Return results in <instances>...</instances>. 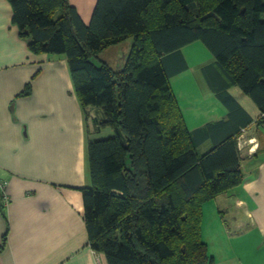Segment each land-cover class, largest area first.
Wrapping results in <instances>:
<instances>
[{
	"label": "trees",
	"instance_id": "1",
	"mask_svg": "<svg viewBox=\"0 0 264 264\" xmlns=\"http://www.w3.org/2000/svg\"><path fill=\"white\" fill-rule=\"evenodd\" d=\"M6 1L31 53L67 60L86 125L113 132L87 140L88 247L107 264H214L203 208L242 184L239 131L252 123L231 88L264 124V0H98L88 25L69 0ZM128 39L123 67L99 60ZM196 43L228 119L190 130L171 81L192 71L183 50ZM30 95L29 83L19 96Z\"/></svg>",
	"mask_w": 264,
	"mask_h": 264
},
{
	"label": "crops",
	"instance_id": "2",
	"mask_svg": "<svg viewBox=\"0 0 264 264\" xmlns=\"http://www.w3.org/2000/svg\"><path fill=\"white\" fill-rule=\"evenodd\" d=\"M97 1L69 0L87 25ZM12 15L9 3L0 0V184L6 183L7 200L0 207V264H107L88 247L79 189L90 185L89 136L67 60L31 53ZM126 44L124 50L107 49L99 60L120 69L131 49ZM188 48L201 55L199 67L189 62ZM205 50L199 43L185 48L195 68L172 79L185 76L177 86L189 91L188 100L177 98L190 130L228 119L202 70L214 63ZM29 83L31 95L20 97ZM229 93L252 119L238 138L244 179L204 205L201 238L208 251L211 242L220 244L211 255L214 264H264V124L250 98L235 87Z\"/></svg>",
	"mask_w": 264,
	"mask_h": 264
},
{
	"label": "rangeland",
	"instance_id": "3",
	"mask_svg": "<svg viewBox=\"0 0 264 264\" xmlns=\"http://www.w3.org/2000/svg\"><path fill=\"white\" fill-rule=\"evenodd\" d=\"M133 42V40H131V39H128L127 41H126V43H132ZM125 42L124 43H122V44H120V45H118L119 46V48L118 49H123L124 50V48H125V45H128V44H126ZM201 45V44H200ZM195 49H196V47H194ZM206 51V50H205ZM116 52V55L118 56V57H120L121 58V56H120V52H117V51H115ZM207 53H209V52H207ZM186 54H187V58H188V60H189V62L190 63H193V62H200V57H197V55H196V52H195V50H193L192 48H188V50H186ZM111 55V54H110ZM106 56V54L103 52L102 54H100V56H99V58H100V60H104V57ZM114 64L115 65H117L118 63L116 62V60H114ZM124 66V65H123ZM119 68H121V67H119ZM193 68V67H192ZM195 68V67H194ZM193 68V69H194ZM192 72H193V70H192ZM185 76H183V77H180V78H177V79H179V80H174V81H171V85H173V88H174V90H175V92H176V94H177V97L179 98V100H181V102H187V100H188V97H186V95L189 93V91L188 90H186L185 92H183L182 90H181V88L179 87V86H177V83H179V81H183V79H185L184 78ZM191 97H193V98H196V96L193 94V95H190ZM192 98V99H193ZM192 109H190L189 111H191ZM188 111V110H187ZM96 112H94L93 114L91 113V117L93 118V117H95V114ZM90 120V119H89ZM87 121V123H88V126L86 125V129H87V136H89V138H91L90 140H100V139H104V138H108V134H109V132L111 131V129H107V130H102L100 133H98L97 132V128H95V126H94V123L92 122V120H90V121ZM190 128V127H189ZM207 219H209V217H207L206 216V220ZM220 244L218 243V245H215L214 246V244H212V242H211V247H210V249H209V253H210V255H212V254H215V252H216V250H220V246H219Z\"/></svg>",
	"mask_w": 264,
	"mask_h": 264
},
{
	"label": "built area",
	"instance_id": "4",
	"mask_svg": "<svg viewBox=\"0 0 264 264\" xmlns=\"http://www.w3.org/2000/svg\"><path fill=\"white\" fill-rule=\"evenodd\" d=\"M239 145H241V144H240V141H239ZM5 188H6V183H2V184H0V193L3 194V196H4V198H5V202H6L7 200H6V196H5Z\"/></svg>",
	"mask_w": 264,
	"mask_h": 264
}]
</instances>
